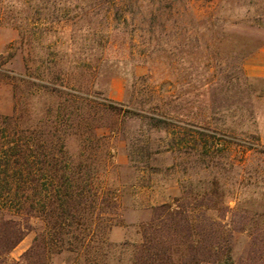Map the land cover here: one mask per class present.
I'll return each mask as SVG.
<instances>
[{
    "label": "rangeland",
    "instance_id": "obj_1",
    "mask_svg": "<svg viewBox=\"0 0 264 264\" xmlns=\"http://www.w3.org/2000/svg\"><path fill=\"white\" fill-rule=\"evenodd\" d=\"M263 48L264 0H0V121L17 114L36 132L38 212L26 222L4 212L34 229L11 257L19 260L44 227L42 206L54 190L53 172L42 166L51 161L48 132L57 120L65 129L77 108L84 122L64 142L67 158L100 164L76 171L77 186L90 179L117 214L105 232L113 249L99 264H129L120 246L137 239L154 207L187 191L230 207L225 223L239 214L235 252L245 255L264 227V157L249 152L258 168L250 187L239 169V145L264 149V78L246 70ZM185 130L234 147L207 160L206 171L201 158L178 150ZM218 211L208 214L218 220ZM75 258L63 254L53 264Z\"/></svg>",
    "mask_w": 264,
    "mask_h": 264
},
{
    "label": "trees",
    "instance_id": "obj_2",
    "mask_svg": "<svg viewBox=\"0 0 264 264\" xmlns=\"http://www.w3.org/2000/svg\"><path fill=\"white\" fill-rule=\"evenodd\" d=\"M101 106L108 109L105 105ZM110 109L135 115L130 110ZM80 110L77 108L76 119L66 124L65 129H61V121H52L53 126L48 132L53 140L51 161L49 165L42 162V166L43 170L50 168L53 172L49 182L54 190L42 206L44 227L37 233L32 247L19 260L12 258L11 253L34 229L29 222L23 224L6 219L4 212H13L25 222L36 217V132L17 114L0 121V264H53V259L63 254L76 256L74 263L67 264H99L113 249L106 240L105 232L110 229L108 225L117 214L110 209L112 205L106 199L100 200L90 179L85 180L84 188L78 187L80 179L75 173H87L92 167L97 170L94 165L100 167V164L96 161H92V165L87 164L91 161L90 157L83 160L80 155L79 163L74 165L66 154L64 142L69 136L76 135L74 130L84 122ZM153 126L158 128L156 124ZM98 129L100 127H95L93 131ZM191 132L185 130L178 133L176 146L185 156L194 154L201 158L198 163L206 171L211 168L207 160L219 161V156L224 155L230 146L234 147L232 142L220 145L216 142V135ZM94 139L97 142L102 140L97 133ZM254 140L259 143V139ZM239 147L245 150L244 163L239 165V169L245 174L243 179L250 187L249 176L251 173L258 174V168L249 163V152L264 157V149L259 144ZM96 152V158H100L98 148ZM251 169L253 172H250ZM217 200L212 193L193 196L187 191L172 202L154 207L150 220L137 227V239L120 246L121 250L129 253V264H264V237L261 238L264 227L254 233L248 252L238 256L234 233L242 230L241 221L237 220L239 214L234 213L232 225L225 223L230 207L219 209ZM212 210H219L218 220L209 216L208 212Z\"/></svg>",
    "mask_w": 264,
    "mask_h": 264
},
{
    "label": "crops",
    "instance_id": "obj_3",
    "mask_svg": "<svg viewBox=\"0 0 264 264\" xmlns=\"http://www.w3.org/2000/svg\"><path fill=\"white\" fill-rule=\"evenodd\" d=\"M246 70L252 77L264 78V48L248 60Z\"/></svg>",
    "mask_w": 264,
    "mask_h": 264
}]
</instances>
